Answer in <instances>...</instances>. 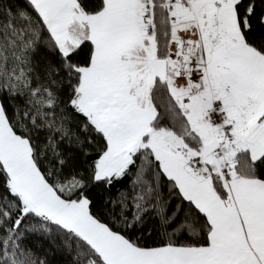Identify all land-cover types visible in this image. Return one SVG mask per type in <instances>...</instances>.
<instances>
[{"label":"snow or ice","instance_id":"obj_1","mask_svg":"<svg viewBox=\"0 0 264 264\" xmlns=\"http://www.w3.org/2000/svg\"><path fill=\"white\" fill-rule=\"evenodd\" d=\"M0 264H264V0H0Z\"/></svg>","mask_w":264,"mask_h":264}]
</instances>
